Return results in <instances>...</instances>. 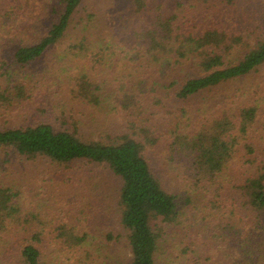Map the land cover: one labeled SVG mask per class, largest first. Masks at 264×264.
Masks as SVG:
<instances>
[{
    "label": "trees",
    "instance_id": "trees-1",
    "mask_svg": "<svg viewBox=\"0 0 264 264\" xmlns=\"http://www.w3.org/2000/svg\"><path fill=\"white\" fill-rule=\"evenodd\" d=\"M85 1H52L37 33L25 12L29 0H0V120L14 112L26 118L0 127V149L20 159L106 166L121 181L129 264H162L163 253L170 264H264V147L255 136L261 106L249 94L237 103L238 93L225 103L187 105L264 65V0L246 33L216 21L195 33L177 25V15L164 18L135 0L150 22L125 41L83 35L71 43L76 54L93 50L67 97L50 101V79L32 67L68 37ZM36 104L57 107L60 125L30 119ZM89 240L75 226L53 228L0 179V264H47V245L77 254Z\"/></svg>",
    "mask_w": 264,
    "mask_h": 264
},
{
    "label": "rangeland",
    "instance_id": "rangeland-1",
    "mask_svg": "<svg viewBox=\"0 0 264 264\" xmlns=\"http://www.w3.org/2000/svg\"><path fill=\"white\" fill-rule=\"evenodd\" d=\"M52 1L54 0H29L25 12L31 19L32 31L37 33L45 31ZM147 1L148 6L151 4V9L155 10L156 14L162 11L164 18L177 15V25L195 33H200L204 28L213 25L214 21L219 27L246 33L247 27L254 23L250 18L262 15L260 13L262 0H235L234 4L226 0ZM91 14H94V17L88 21ZM147 14V11L144 13L136 11L135 0H86L68 37L32 67L34 72L41 76L45 75L51 81L52 92L45 96L55 102L65 99L68 95L65 94L66 87L84 67L85 56L87 57L93 50L76 54L69 50L71 43L81 39L83 35L90 41H101L104 37L113 35L125 41V37L132 36L133 29L150 22ZM85 21H88V24H85ZM98 70L93 71L92 76L99 78L101 74ZM61 79L65 82L64 86L60 83L54 85ZM236 93L239 95L235 98L237 103L246 99L243 94H249V97L259 102L261 109L255 136L260 147H264V65L247 77L222 85L187 105L225 103ZM39 107L36 104L34 113H29L30 119L34 118L33 121L49 119L55 125H60V122L55 121L59 115L57 107L48 110ZM21 122L26 123L25 116L19 117L14 112L0 120V127ZM162 150L163 148L159 149L156 154L165 156ZM261 151V155L264 156V151ZM6 153L0 149V179L22 191L28 209L37 212L48 221L52 220L53 228L65 223L90 235L89 244L77 254L68 249L58 250L56 245H47L45 253L47 264L130 263L127 232L120 223L118 208V189L121 181L106 166L86 160L57 164L43 158L30 160L14 158ZM151 156L154 159L153 155ZM176 191L182 190L177 188ZM181 197L185 198L184 195ZM186 209L185 207L184 211ZM110 232L115 239L108 241L107 233ZM46 237L48 241L55 239L49 230ZM170 258L171 254L163 253L160 263L170 264ZM179 261L180 259L178 263Z\"/></svg>",
    "mask_w": 264,
    "mask_h": 264
}]
</instances>
